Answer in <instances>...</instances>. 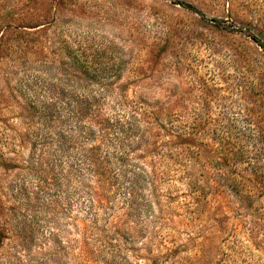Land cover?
Segmentation results:
<instances>
[{
	"label": "rangeland",
	"instance_id": "374dc122",
	"mask_svg": "<svg viewBox=\"0 0 264 264\" xmlns=\"http://www.w3.org/2000/svg\"><path fill=\"white\" fill-rule=\"evenodd\" d=\"M0 264H264V0H0Z\"/></svg>",
	"mask_w": 264,
	"mask_h": 264
},
{
	"label": "trees",
	"instance_id": "16d2710c",
	"mask_svg": "<svg viewBox=\"0 0 264 264\" xmlns=\"http://www.w3.org/2000/svg\"><path fill=\"white\" fill-rule=\"evenodd\" d=\"M101 130H104L103 128ZM110 247L113 248V250H116V246L113 243H110Z\"/></svg>",
	"mask_w": 264,
	"mask_h": 264
}]
</instances>
